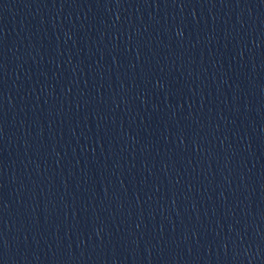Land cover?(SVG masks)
Masks as SVG:
<instances>
[{
  "label": "water",
  "instance_id": "1",
  "mask_svg": "<svg viewBox=\"0 0 264 264\" xmlns=\"http://www.w3.org/2000/svg\"><path fill=\"white\" fill-rule=\"evenodd\" d=\"M0 264H264V0H0Z\"/></svg>",
  "mask_w": 264,
  "mask_h": 264
}]
</instances>
